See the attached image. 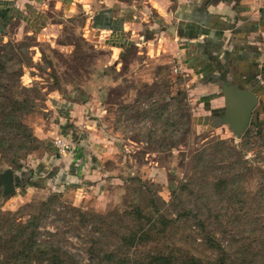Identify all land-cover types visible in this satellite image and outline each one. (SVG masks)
<instances>
[{
  "label": "rangeland",
  "instance_id": "374dc122",
  "mask_svg": "<svg viewBox=\"0 0 264 264\" xmlns=\"http://www.w3.org/2000/svg\"><path fill=\"white\" fill-rule=\"evenodd\" d=\"M116 1L42 0L40 18L3 25L0 264H264V108L237 136L199 103L173 25ZM105 7L138 25L118 50L94 26Z\"/></svg>",
  "mask_w": 264,
  "mask_h": 264
},
{
  "label": "crops",
  "instance_id": "0c3cea01",
  "mask_svg": "<svg viewBox=\"0 0 264 264\" xmlns=\"http://www.w3.org/2000/svg\"><path fill=\"white\" fill-rule=\"evenodd\" d=\"M41 1L0 0L1 28L16 19L27 24L30 17L40 18ZM69 1L57 0L65 8ZM111 1L113 6L118 3ZM145 1L158 19L175 28L178 61L191 74V81L198 83L194 90L199 103L223 110L222 88L228 84L254 93L257 105L264 108V0ZM114 12L105 7L95 15L94 26L110 33L108 42L118 50L131 42L126 39L128 27L138 25L132 23L135 17Z\"/></svg>",
  "mask_w": 264,
  "mask_h": 264
},
{
  "label": "water",
  "instance_id": "95a60500",
  "mask_svg": "<svg viewBox=\"0 0 264 264\" xmlns=\"http://www.w3.org/2000/svg\"><path fill=\"white\" fill-rule=\"evenodd\" d=\"M170 33L175 34V28H169ZM0 32L2 28L0 26ZM224 98V111L221 123L228 126L237 136L243 133L249 126L252 111L258 104V97L247 90H239L236 85L231 87L224 84L222 88ZM0 186L3 187V194L10 195L14 190L13 173L10 170L0 175Z\"/></svg>",
  "mask_w": 264,
  "mask_h": 264
},
{
  "label": "trees",
  "instance_id": "16d2710c",
  "mask_svg": "<svg viewBox=\"0 0 264 264\" xmlns=\"http://www.w3.org/2000/svg\"><path fill=\"white\" fill-rule=\"evenodd\" d=\"M2 120H4V121L1 122V125L5 127L6 125H12V122H13L14 119H13L11 113H9L7 115V117L4 118V119H2ZM0 130H1L0 131V135L3 134V133H5V129H0ZM16 132L18 133L17 139H20V143H21L18 146L19 148H23V145L22 144L28 143V140L35 141V139L32 138L31 135H29L27 133V128L25 126H23L22 124H19L18 125ZM0 140H2V139L0 138ZM1 145L2 144L0 142V146ZM32 225H31V228L30 227L27 228V230H26L25 233L24 232H21V233H24V235H27V236L30 237V240L31 241L29 240V242H27V243L28 244H31V245H33L34 242H36L35 241L36 240L35 239V232H34V229L35 228ZM36 247L37 246L34 245L33 247L29 248V252L35 254ZM108 257L110 259H113V256L112 255H109ZM59 258L60 257L57 255V259L58 260H59ZM152 259L155 262H157L158 264H178L177 261L175 260V258L172 255H170V256L169 255H161V256H158V257H154ZM121 261H123V260H121ZM122 264H124V262ZM186 264H201V263L197 259H195L193 257H190V258H188V263H186Z\"/></svg>",
  "mask_w": 264,
  "mask_h": 264
},
{
  "label": "built area",
  "instance_id": "2783aa9c",
  "mask_svg": "<svg viewBox=\"0 0 264 264\" xmlns=\"http://www.w3.org/2000/svg\"><path fill=\"white\" fill-rule=\"evenodd\" d=\"M175 72H177V70H175ZM56 146L58 147V149H61L62 152L64 150L68 149V145L65 143L64 140L63 141L62 140L56 141Z\"/></svg>",
  "mask_w": 264,
  "mask_h": 264
}]
</instances>
